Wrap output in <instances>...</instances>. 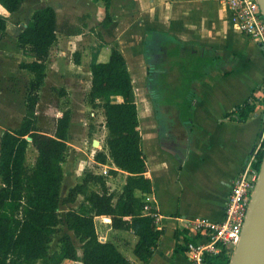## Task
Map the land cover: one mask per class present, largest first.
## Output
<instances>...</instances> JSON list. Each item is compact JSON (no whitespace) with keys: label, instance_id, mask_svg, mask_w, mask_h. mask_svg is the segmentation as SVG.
<instances>
[{"label":"crops","instance_id":"crops-1","mask_svg":"<svg viewBox=\"0 0 264 264\" xmlns=\"http://www.w3.org/2000/svg\"><path fill=\"white\" fill-rule=\"evenodd\" d=\"M30 1L27 0L15 14H9L0 5V15L6 20L5 32L8 31L10 17L19 14ZM42 1L37 0V7H32L31 15L38 9L52 7L60 26L59 6L74 8L78 12L76 6L84 1L98 6L104 14L102 2L46 0L48 5L40 6ZM110 13L112 22L107 27L111 31L115 28L112 31L115 45L125 58L132 79L147 176L153 185L150 193L135 190L134 195L146 203L148 210L143 213H154L157 229L163 230L147 264H191L185 249V238L193 240L189 221L203 218L219 223L223 220L232 183L257 146L263 131L264 106L258 103V99L262 98L264 89V52L239 30L224 0H112ZM4 33L0 41L4 40ZM61 34L67 38L64 39L67 43L78 35ZM151 37L212 58L201 71L200 78L190 84L189 105H182V109L178 108V103L167 102L162 106L159 96L148 93L151 76L148 74L145 49ZM110 48H105L103 59L97 62L108 60ZM30 54L31 60L23 62L34 60L33 54ZM135 67L138 76L134 74ZM175 75L174 69L167 73V84L173 97L181 101L188 92L177 90ZM121 100L115 96L110 98L115 103ZM246 106L253 107L248 114ZM144 117L148 124L144 122ZM110 162V169L116 172L112 178L107 177L108 172L103 170L107 166L104 165H101L103 171L100 174L91 173L99 176L105 173L102 177L109 193L114 194L115 189L111 190L109 186H118V193L113 198L116 201L127 173ZM89 191L100 193V188ZM76 201L68 205H75ZM81 205L89 210L84 198L71 209L79 211ZM103 218L107 219L95 218L99 221L97 227L103 240L112 243L131 264H144L133 254L137 236L128 230L111 229L109 220L101 222ZM73 238L76 239L74 235ZM76 241L78 244L72 240L78 255H81L80 244ZM175 248H181L183 252H175ZM61 264L81 263L64 260Z\"/></svg>","mask_w":264,"mask_h":264},{"label":"trees","instance_id":"trees-1","mask_svg":"<svg viewBox=\"0 0 264 264\" xmlns=\"http://www.w3.org/2000/svg\"><path fill=\"white\" fill-rule=\"evenodd\" d=\"M27 0H0V5L9 13H17ZM102 2L104 17L101 24L107 27L112 22L110 13L112 0H91ZM6 30V20L0 15V39ZM67 36L79 34L75 30H64L57 23V14L52 7L33 12L26 27L16 37L20 50H29L34 60L20 62L18 67L32 75L26 85L24 116L15 129L6 130L0 136V264H61L64 260L81 264H131L110 242L104 241L98 230L96 217H106L114 230L131 231L138 240L133 249L134 256L144 264L149 263L163 230L156 227L155 216L144 214L146 205L135 197L134 191L150 193L152 182L147 176V161L142 150L141 135L137 117V105L132 79L125 58L116 45L111 46L106 62L90 65L89 103L104 111L107 130V154L98 152L95 162L105 165L110 159L120 171L127 173L121 193L113 201L102 176L85 173L80 184L70 188L63 200L72 204L78 196L88 203L89 210L66 212V227L78 240L81 255L70 236L64 233L59 238V251L49 253V245L62 223L59 215L61 186L64 179L63 164L66 161L71 113L61 111L55 119L52 134L38 128L37 106L39 93L45 85L47 62L51 49L58 42V34ZM160 54L164 66L160 67L157 80L163 85L159 103H178V108L189 105L190 84L200 78L201 71L212 58L193 53L191 49L163 41ZM75 65H80L78 53H74ZM174 69L178 88L188 92L184 100H176L167 84V73ZM150 76L151 70L148 69ZM264 87V82H263ZM54 91H57L53 88ZM61 94L63 90H59ZM112 96L120 97L119 103L111 102ZM258 103L264 106V89ZM183 105V106H182ZM252 106H246L248 114ZM29 143L35 148L37 157L33 168L26 166V151ZM263 149L257 154L255 167L260 168ZM116 172L111 170L110 174ZM97 185L100 193L89 191V185ZM177 233H175L176 236ZM186 244L190 241L185 238ZM175 252L183 249L175 248ZM230 257L220 247L216 254H205L203 264H229Z\"/></svg>","mask_w":264,"mask_h":264},{"label":"rangeland","instance_id":"rangeland-1","mask_svg":"<svg viewBox=\"0 0 264 264\" xmlns=\"http://www.w3.org/2000/svg\"><path fill=\"white\" fill-rule=\"evenodd\" d=\"M48 1L43 0L39 5H48ZM37 0L27 3L19 14L10 17L8 31L2 35L0 41V136L6 130L15 129L20 124L24 112V99L26 95V85L32 78L28 72L18 68L22 61H30L32 55L29 50L21 52L16 44V36L23 26L27 24L31 16L32 7H37ZM70 7H58V19L65 29L79 32L67 43L61 32L58 35L57 44L51 49L47 63V73L45 85L39 93V104L37 106L38 128L48 134H52L55 119L61 111L69 110L71 113L70 134L66 161L63 164L64 179L61 187V201L59 204V215L61 224L58 232L54 235L49 245V253L57 252L59 249V238L67 233L76 244V239L66 227V212L75 208L83 197H78L75 205L63 203L64 198L70 188L80 184L84 174L88 172L101 171L107 173L111 178L110 160L104 166L105 169L95 162L94 158L98 152H107L106 135L104 126V111L100 107H92L89 103L88 93L90 89L89 69L90 65L97 60L103 59V52L106 47L115 45L114 35L108 27H104L101 22L104 14L98 6L80 2L76 9ZM108 28V29H107ZM110 30V31H109ZM147 41L145 57L147 66L151 70V82L147 85L148 93L151 95L161 92L163 85L156 79L165 64L164 57L160 54L161 40L158 37H151ZM78 53L80 66L74 64V53ZM127 57V55H126ZM130 63L132 61L129 60ZM134 74L139 75L136 67ZM133 72V71H132ZM138 86L137 82L135 83ZM55 88L57 91H54ZM63 90L64 93L58 92ZM148 94V95H149ZM136 100V98H135ZM37 152L29 143L26 151V166L33 168ZM103 168V170H102ZM103 172L102 176H105ZM106 177V178H107ZM108 179V178H107ZM1 186V183H0ZM90 190H99V186L90 184ZM117 194L118 186H109ZM45 262V261H44ZM38 261L35 264H44Z\"/></svg>","mask_w":264,"mask_h":264},{"label":"built area","instance_id":"built-area-1","mask_svg":"<svg viewBox=\"0 0 264 264\" xmlns=\"http://www.w3.org/2000/svg\"><path fill=\"white\" fill-rule=\"evenodd\" d=\"M234 23L264 52V19L256 0H224ZM264 88V87H263ZM264 109V108H263ZM264 112V110H263ZM264 148V126L259 142L233 181L225 205L224 218L219 223L203 218L189 221L193 240L185 244L191 264H203L205 254H216L220 247L231 257L239 243L250 199L257 182L259 169L255 167L258 152ZM148 210L145 205L144 211ZM155 216L154 213L149 214Z\"/></svg>","mask_w":264,"mask_h":264},{"label":"water","instance_id":"water-1","mask_svg":"<svg viewBox=\"0 0 264 264\" xmlns=\"http://www.w3.org/2000/svg\"><path fill=\"white\" fill-rule=\"evenodd\" d=\"M264 19V0H256ZM229 264H264V150L239 243Z\"/></svg>","mask_w":264,"mask_h":264},{"label":"bare ground","instance_id":"bare-ground-1","mask_svg":"<svg viewBox=\"0 0 264 264\" xmlns=\"http://www.w3.org/2000/svg\"><path fill=\"white\" fill-rule=\"evenodd\" d=\"M144 122H145L146 124H148V122H147V120L145 119V117H144Z\"/></svg>","mask_w":264,"mask_h":264}]
</instances>
